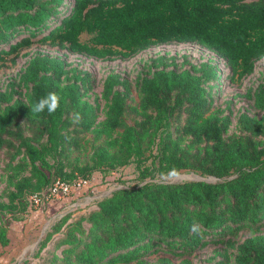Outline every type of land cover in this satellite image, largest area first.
I'll return each instance as SVG.
<instances>
[{"label":"trees","instance_id":"16d2710c","mask_svg":"<svg viewBox=\"0 0 264 264\" xmlns=\"http://www.w3.org/2000/svg\"><path fill=\"white\" fill-rule=\"evenodd\" d=\"M36 44L60 54L34 53L0 91V216L22 220L28 199L58 180L104 179L132 164L140 180L77 221L60 220L40 246L62 233L49 264H171L210 245L223 248L208 264H264V82L248 91L258 114L239 115V134H229L232 104L216 101L221 81L242 83L264 59V0H0V61ZM187 44L214 59H151L138 104H130L132 83L111 73L102 121L100 99L89 100L92 74L70 62L127 61ZM49 92L61 98L57 111L32 114ZM173 169L218 182H165ZM0 244L9 245L3 226ZM160 254L171 258L152 260Z\"/></svg>","mask_w":264,"mask_h":264},{"label":"rangeland","instance_id":"374dc122","mask_svg":"<svg viewBox=\"0 0 264 264\" xmlns=\"http://www.w3.org/2000/svg\"><path fill=\"white\" fill-rule=\"evenodd\" d=\"M86 40V37H83ZM51 53L59 55L57 49H51L39 44L34 45L30 49H24L20 55L14 60L13 58L0 61V91H5L6 87L12 81H15L21 71L27 66L28 61L34 53ZM160 56L176 57L178 63H182L185 57L192 62H201L209 59H214V56L196 45H171L160 46L145 51L136 57L127 60L113 61H97L87 59L83 56H72L70 62L74 66H80L81 69L89 71L95 81L94 89L89 94V100L93 103L96 98L100 99L102 113L100 121L105 119L107 108L105 102L101 99L103 85L108 75L111 73L121 74L126 77L133 85L131 103L138 104L140 101L137 92L138 78L147 74L145 65L151 59ZM224 73L228 71L221 67ZM264 82V59L256 64V69L253 75L242 81V83H230L227 80L221 81L222 93L216 100L221 109L226 108L227 103H231L233 111V125L230 128L229 134H239L237 129V119L240 114L249 112L251 115L258 114L252 110L253 101L249 100L248 91L256 90L257 87ZM229 112H226L228 115ZM262 116V113L258 115ZM132 117L129 119L131 122ZM91 137V136H90ZM90 154V153H89ZM6 172L4 165L0 166V193L6 188ZM165 182L180 183L184 181L203 180L207 183H216L218 180L213 177H202L194 172H181L172 177L163 178ZM138 172L134 164L120 169L118 172L111 173L103 179L101 173H96L89 185L85 188L70 194L52 198L48 202L35 205L32 203V196L28 199V210L22 215L23 219L15 221L11 216L3 214L0 216V226L7 230L9 245L3 247L0 244V264H49L50 259L55 252L56 243L62 238V233L53 236L47 247L40 250V246L46 236L52 231V228L59 223L64 217L69 216L72 221H77L82 215H86L91 210L96 208V203L109 196L113 191L139 184ZM250 236L249 232L243 233L238 240L243 241ZM223 245H210L204 250L195 253L189 257L172 258L171 264H184L183 261L188 259L191 264H208L215 256L216 249H222ZM58 254L59 251H58ZM171 258L169 255L160 254L152 257L153 261L159 258ZM159 264V263H157Z\"/></svg>","mask_w":264,"mask_h":264},{"label":"built area","instance_id":"2783aa9c","mask_svg":"<svg viewBox=\"0 0 264 264\" xmlns=\"http://www.w3.org/2000/svg\"><path fill=\"white\" fill-rule=\"evenodd\" d=\"M88 185L89 181L86 180H78L74 185H69L58 180L45 195L32 197V203L35 205H41L48 202L52 198L69 196L70 194L75 193Z\"/></svg>","mask_w":264,"mask_h":264},{"label":"clouds","instance_id":"9594fccd","mask_svg":"<svg viewBox=\"0 0 264 264\" xmlns=\"http://www.w3.org/2000/svg\"><path fill=\"white\" fill-rule=\"evenodd\" d=\"M61 98L57 92H49L44 97H41L37 102L33 103L30 108V112L32 114H41L44 113L45 110L48 114H53L60 107ZM77 119H79V115L77 114ZM169 175L175 176L176 170L173 169L168 173Z\"/></svg>","mask_w":264,"mask_h":264},{"label":"water","instance_id":"95a60500","mask_svg":"<svg viewBox=\"0 0 264 264\" xmlns=\"http://www.w3.org/2000/svg\"><path fill=\"white\" fill-rule=\"evenodd\" d=\"M198 181H202V180H198Z\"/></svg>","mask_w":264,"mask_h":264}]
</instances>
